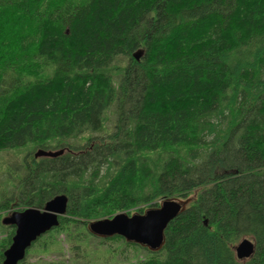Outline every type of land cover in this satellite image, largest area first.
<instances>
[{
    "label": "trees",
    "instance_id": "1",
    "mask_svg": "<svg viewBox=\"0 0 264 264\" xmlns=\"http://www.w3.org/2000/svg\"><path fill=\"white\" fill-rule=\"evenodd\" d=\"M26 148L7 217L66 195L53 231L89 230L173 199L140 264H264V0H0V152Z\"/></svg>",
    "mask_w": 264,
    "mask_h": 264
},
{
    "label": "water",
    "instance_id": "2",
    "mask_svg": "<svg viewBox=\"0 0 264 264\" xmlns=\"http://www.w3.org/2000/svg\"><path fill=\"white\" fill-rule=\"evenodd\" d=\"M61 153L39 151L36 157L54 158ZM67 203L66 195H58L48 201L43 209L30 207L5 218L3 224H13L16 230L12 244L4 252L2 264H19L23 261L34 242L59 226V218L66 215ZM185 204V202L167 199L159 207L148 209L143 214L129 216L124 212L113 218L90 221L89 230L98 237L120 236L127 242L147 247L151 251H159L164 243L166 228L179 215ZM234 250L237 259L244 261L253 256L255 243L244 238Z\"/></svg>",
    "mask_w": 264,
    "mask_h": 264
},
{
    "label": "rangeland",
    "instance_id": "3",
    "mask_svg": "<svg viewBox=\"0 0 264 264\" xmlns=\"http://www.w3.org/2000/svg\"><path fill=\"white\" fill-rule=\"evenodd\" d=\"M106 118L107 122L102 135L108 134V131L113 129L114 121L116 120L115 107L111 108ZM88 135H82L76 139L54 141L50 144L54 145L56 142H62L63 144L80 147L84 144V138ZM31 152L30 148L23 149L22 153L18 151L0 152V205L13 204L15 202V198L11 200L12 195L9 193L12 189L8 188V191L3 186V183L11 178L2 172L8 171L11 177H17L20 174L25 175L22 160L24 155H29ZM33 155L35 156L37 153H33ZM21 207L14 206L13 210L16 212L20 211ZM11 212L12 208L9 211L0 212V221L2 220L4 223V219ZM7 232L8 230L2 229L0 226V239ZM248 238L252 240V238ZM28 252L25 264H140L149 258L159 257V254L144 246L129 245L126 240H104L93 236L85 226L76 227L72 225L68 229L52 230L43 235Z\"/></svg>",
    "mask_w": 264,
    "mask_h": 264
},
{
    "label": "bare ground",
    "instance_id": "4",
    "mask_svg": "<svg viewBox=\"0 0 264 264\" xmlns=\"http://www.w3.org/2000/svg\"><path fill=\"white\" fill-rule=\"evenodd\" d=\"M131 52V51H130ZM48 71V70H47Z\"/></svg>",
    "mask_w": 264,
    "mask_h": 264
}]
</instances>
